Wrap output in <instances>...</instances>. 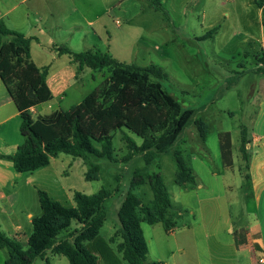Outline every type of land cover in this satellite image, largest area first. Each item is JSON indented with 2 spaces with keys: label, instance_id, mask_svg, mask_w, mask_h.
I'll return each mask as SVG.
<instances>
[{
  "label": "rangeland",
  "instance_id": "1",
  "mask_svg": "<svg viewBox=\"0 0 264 264\" xmlns=\"http://www.w3.org/2000/svg\"><path fill=\"white\" fill-rule=\"evenodd\" d=\"M114 1L119 3L121 0H93L91 14L89 11L86 14L93 21H99L94 32L100 35L105 30L99 23L104 24L108 20L107 29L110 37L116 38L115 43L109 48L107 43L100 41L99 34L93 32V36H88L83 42L79 34L72 47L84 52L89 51L92 45H99L102 52L109 53L118 61L140 66L158 65L168 74L163 86L179 99L184 108L193 109L192 118L176 142L149 165L145 164L141 154H135L127 161L126 156L131 150L123 140V132L127 133L123 129H116L112 134L114 160L94 155L76 158L61 153L45 171H35L33 176L27 173L20 178L14 176L13 163L7 161L11 168L0 166V179L8 195L6 210L11 213L13 209L20 220H24L21 211L26 207L40 215L39 189L66 206H75L76 192L91 195L106 189L111 196L105 202L106 220L100 230V238L111 248L114 254L112 261L130 264L119 250L123 242L119 233V210L136 169L148 174L160 172L173 202L166 218L174 222L175 230L170 234L165 232L161 222L155 225L142 223L149 246L147 259L178 264H223L232 257L229 248L224 247L232 241V235L227 232L229 220L236 221L237 226L247 221L243 212L240 216L242 206L238 203L233 206L229 201L237 202L243 195L241 186L247 170L239 149L241 132L243 128L248 130L251 127L252 116L258 110V106L250 107L249 103L254 94L256 74L262 75L256 69L264 54L260 51L253 53L244 41L247 28L238 16L242 8V2L238 0L192 1L186 13L189 18H185L184 10L191 0H161L176 24L169 21L167 9L163 7L166 15L154 0H126L106 16V6ZM63 3L75 8L72 21L82 20L80 13L85 11L83 0H65ZM217 23L222 25L218 33L203 40V36ZM37 61L49 62L50 59ZM82 70L78 71V87L70 92L72 95L68 96L65 104L76 103V98L104 88L110 75L107 68H89L91 72L86 75ZM19 121L17 118L0 125V154L10 155L18 144L24 143ZM227 131L232 134L233 144L234 167L230 170L222 167L219 139V134ZM128 134L138 145L142 144V138L130 131ZM96 144L100 146V143ZM178 154L192 168L195 183L185 186L177 183ZM11 179L15 181L14 187L8 184ZM28 180L33 182V186ZM223 183L233 185L234 191H224ZM133 193L144 205L154 208V194L148 181L135 187ZM253 207V203L248 204L249 210ZM77 227L73 224L61 236H67ZM0 232L9 236L6 230L0 229ZM19 235V241L26 248V236L22 232ZM98 257L102 264L108 262L99 254ZM6 258L8 251L0 249V264H4ZM35 264H69V261L53 249Z\"/></svg>",
  "mask_w": 264,
  "mask_h": 264
},
{
  "label": "trees",
  "instance_id": "2",
  "mask_svg": "<svg viewBox=\"0 0 264 264\" xmlns=\"http://www.w3.org/2000/svg\"><path fill=\"white\" fill-rule=\"evenodd\" d=\"M253 1L262 9L264 26V0ZM154 2L167 15L161 2ZM218 30L219 27L212 28L203 39L212 38ZM34 40L35 37L12 30L0 20V78L20 113V132L25 139L14 154L0 157L12 161L18 173H30L46 167L52 158L61 153L76 158L94 155L114 160V144L107 134L122 128H127L143 140L138 145L133 137L123 132V140L131 150L126 156L127 161L135 154H141L145 164L149 165L176 142L193 116V109L184 108L179 99L163 86L168 74L158 65L129 64L118 61L107 52H75L61 45L54 46L55 52L60 56H69L78 64V71L84 67L92 70L107 68L110 75L104 88L93 90L83 99L79 108L85 110V115L78 108L72 110L75 119L72 141L54 135V129L47 126L58 121L60 112L41 117L42 124L34 127L31 123V109L52 98L47 83L49 66L37 67L30 61ZM259 64L256 70L264 75V56ZM69 113H66L67 118ZM81 120L83 129L79 126ZM103 120L105 122L100 127ZM219 139L223 164L231 167L232 134L229 131L221 132ZM247 143L248 130L243 128L239 149L246 170L249 168ZM176 163L177 183L181 186L195 183L192 168L179 154L176 156ZM146 181L153 190L154 208L144 205L133 193L135 187ZM38 195L42 213L32 219V232L26 248L18 239L0 232V249L8 251L5 264H35L53 249L64 255L69 264H102L98 254L108 261L105 264H122L112 261L114 254L112 255L111 248L100 238V230L106 220L105 202L111 196L109 191L101 189L91 195L76 192L75 206H66L41 189L38 190ZM172 206V198L160 172L148 174L141 169L134 171L130 189L118 214L119 233L123 239L119 250L128 263L160 264L159 261L147 259L149 246L142 223L154 225L162 222L166 232H172L174 222L166 218V213ZM73 224L78 227L62 237V233L68 232Z\"/></svg>",
  "mask_w": 264,
  "mask_h": 264
},
{
  "label": "crops",
  "instance_id": "3",
  "mask_svg": "<svg viewBox=\"0 0 264 264\" xmlns=\"http://www.w3.org/2000/svg\"><path fill=\"white\" fill-rule=\"evenodd\" d=\"M65 0H0V20H3L8 28L24 33L27 36L35 37L36 40L32 42L30 61L37 67L49 66V76L47 79L48 86L51 90L52 98L43 104H40L31 109V123L38 126L42 124L41 117H47L55 112H60V117L55 124L47 125L54 129L56 136L63 137L68 141L73 139L72 126L75 119L73 118L75 108L80 109V112L84 111L79 108L82 104L84 95L76 98V103L65 104L70 92L78 87V64L75 63L67 55H58L54 46H67L75 52H79L72 47V42L80 34L82 42L86 41L93 34H99L94 32V26L99 21H93L91 16L87 15L89 11L91 14L93 0H83L85 11L80 13L82 17L81 21H72L75 14V8L64 4ZM126 0H121L119 3L115 1L106 6V16L110 15L112 10H115L119 5ZM134 1V0H130ZM162 6L165 4L159 0ZM195 2L191 0L186 3L184 15L187 16L188 5ZM200 1V0H198ZM236 1V0H234ZM242 2V8L238 13L241 23L247 28L244 41L249 45L250 50L254 53L260 51L264 54V26L262 24L263 14L262 9L259 8L253 0H238ZM164 7V6H163ZM166 8V7H164ZM88 9V10H87ZM170 15L171 22L174 19L170 13V10L166 8ZM227 16L229 12H225ZM222 17H226L222 15ZM189 18V17H188ZM72 19V20H71ZM108 20L104 24L101 22L103 29L105 30L99 39L103 43H107L110 48L116 41L113 36L110 37L108 32ZM176 24V23H175ZM213 27L222 28V25L217 23ZM218 30V31H219ZM216 32V34L218 33ZM94 32V33H93ZM215 34V35H216ZM207 40V39H203ZM93 41V40H92ZM95 43V42H94ZM99 48V45H92L90 50ZM102 52V51H101ZM50 59V61L38 62L37 60ZM83 75L87 72H91L89 68H83ZM72 93V92H71ZM75 93V92H74ZM75 96V95H73ZM76 97V96H75ZM67 106V107H66ZM250 107L258 106V110L252 116L251 127L248 128V143L247 151L249 154V168L247 169V177L245 182L241 186L243 195L236 201H229V204H240V216L241 212L246 217V222L242 226H237L236 221L229 220L227 232L232 235V241L224 244V247H228L231 253V259L227 260L223 264H264V75L256 74V84L254 86L253 98L249 103ZM70 112V113H69ZM66 113L70 114L67 118ZM85 115V113H84ZM20 119L19 126L21 125L20 113L8 93L4 83L0 78V125L9 123L16 119ZM67 118V119H66ZM91 119V118H90ZM105 120L100 122V127L104 124ZM79 126L83 129L82 120L79 121ZM46 127V126H45ZM127 131V128H122ZM119 130V129H118ZM115 130L107 134L109 137H113ZM131 132V131H130ZM20 145L18 144L16 148ZM17 149L12 153L14 154ZM10 154V155H12ZM3 154H0L2 156ZM59 156V155H58ZM57 156V157H58ZM54 157L51 159V163L37 171H45L47 167L51 166L54 161ZM222 159V157H221ZM10 160L0 157V166L4 168H11ZM242 164H240L241 166ZM222 167L225 170H230L234 167H226L222 161ZM241 167H239L240 170ZM1 170V168H0ZM34 172L30 174L36 175ZM240 173V172H239ZM27 173H15V177L20 178ZM241 176H243L240 173ZM244 177V176H243ZM30 185L33 182L27 181ZM10 186H15V181L8 183ZM224 191H234V186L230 183H223ZM38 194V191H37ZM8 199V195L4 189V184L0 179V229L6 230L9 237L18 238L19 233H24L26 236V243L29 235L32 232L30 225H32V219L35 213L26 207L22 210L21 214L24 215V220L16 218V212L12 209L11 213L6 210L5 202ZM39 201V195H38ZM16 202V201H14ZM233 202V203H231ZM254 204L253 210H249L248 204ZM14 204V203H13ZM13 208V207H12ZM162 223V222H161ZM158 224V223H156ZM155 225V224H154ZM165 228V227H164ZM175 230V229H174ZM166 232V230H165ZM167 233V232H166ZM174 231L170 232V234ZM6 234V233H4ZM148 243V242H147ZM7 260V258H6ZM5 260V262H6ZM230 261V262H229ZM4 262V264H5ZM160 264H178L176 262H161ZM36 263V262H35ZM200 264V262L198 263Z\"/></svg>",
  "mask_w": 264,
  "mask_h": 264
}]
</instances>
